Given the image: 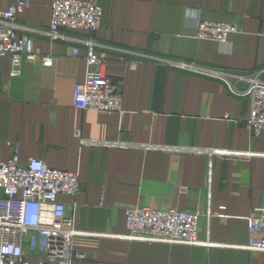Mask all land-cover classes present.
<instances>
[{
  "label": "crops",
  "instance_id": "obj_1",
  "mask_svg": "<svg viewBox=\"0 0 264 264\" xmlns=\"http://www.w3.org/2000/svg\"><path fill=\"white\" fill-rule=\"evenodd\" d=\"M93 1L103 8L96 33L66 29L67 40H53V0H31L17 24L51 62L24 59L12 76L10 57H0V157L9 159L18 142L21 163L35 158L74 171L82 186L59 197L80 233L70 244L33 231L28 260L57 264L74 251L84 258L73 264H264V250L248 248L249 217L264 208V131L253 136L247 128L250 98L164 61L264 68V0ZM9 6L0 0V11ZM201 20L239 31L226 43L198 40ZM89 38L104 58L102 72L121 89L120 112L73 104ZM127 206L198 212L200 238L215 245L127 239Z\"/></svg>",
  "mask_w": 264,
  "mask_h": 264
},
{
  "label": "built area",
  "instance_id": "obj_2",
  "mask_svg": "<svg viewBox=\"0 0 264 264\" xmlns=\"http://www.w3.org/2000/svg\"><path fill=\"white\" fill-rule=\"evenodd\" d=\"M31 0H10V6L0 11V57H10L11 75L21 73L22 61L38 58L44 63L51 57L44 55L31 37L20 32L19 15L30 6ZM103 8L96 1L53 0L51 23L47 35L53 40H67L66 29L87 30L96 33L102 24ZM239 31L235 23L201 20L197 26L198 40L226 43ZM86 48L87 73L84 82L74 89L73 104L78 109H95L102 112L122 110V92L101 67L103 56L96 51L93 38L83 41ZM78 55L79 50L74 49ZM172 66L221 79L231 93L250 98V116L247 128L253 136L264 131V68L253 71H229L196 67L180 61L164 60ZM244 85V88H240ZM81 137V131L75 130ZM84 142V141H83ZM13 154L0 157V264H50L41 259L30 262L24 243L33 231H40L56 241L72 243L80 233L73 219L66 216V205L60 195L75 196L82 189L78 174L50 167L40 159L20 162V144H12ZM217 154L235 155L231 151H214ZM127 234L131 240L162 241L211 247L208 238L201 239L198 231V212L176 208L157 209L147 206L125 207ZM251 250H264V208L255 209L249 217ZM84 255L70 251L61 255L57 264H73Z\"/></svg>",
  "mask_w": 264,
  "mask_h": 264
}]
</instances>
